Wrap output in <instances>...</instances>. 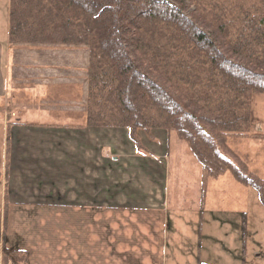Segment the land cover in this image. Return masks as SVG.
Here are the masks:
<instances>
[{
    "label": "crops",
    "instance_id": "0c3cea01",
    "mask_svg": "<svg viewBox=\"0 0 264 264\" xmlns=\"http://www.w3.org/2000/svg\"><path fill=\"white\" fill-rule=\"evenodd\" d=\"M7 30L0 17L4 244L25 251V264H183L167 248L170 134L156 142L160 135L140 133L142 155L127 129L87 126L88 53L16 47ZM256 130L264 131V94L251 99ZM215 229L197 228L195 264H216L212 256L227 250L228 233Z\"/></svg>",
    "mask_w": 264,
    "mask_h": 264
},
{
    "label": "trees",
    "instance_id": "16d2710c",
    "mask_svg": "<svg viewBox=\"0 0 264 264\" xmlns=\"http://www.w3.org/2000/svg\"><path fill=\"white\" fill-rule=\"evenodd\" d=\"M7 29L10 43L88 46L87 126L125 128L137 151L139 132H174L201 168L202 195L228 172L264 207V179L230 147L251 135V99L264 94V0H8ZM9 150L7 133L6 168Z\"/></svg>",
    "mask_w": 264,
    "mask_h": 264
},
{
    "label": "rangeland",
    "instance_id": "374dc122",
    "mask_svg": "<svg viewBox=\"0 0 264 264\" xmlns=\"http://www.w3.org/2000/svg\"><path fill=\"white\" fill-rule=\"evenodd\" d=\"M0 17L1 21H5L6 32L8 0H0ZM41 45L46 44H16L15 46L30 48ZM47 45L54 46L52 48L59 47L56 44ZM61 46L84 49L88 53L87 59L89 58V49L86 45ZM153 130H159L160 134L152 133ZM140 133L144 132H139V135ZM165 133L162 129H152L147 137L155 141L156 135H160L156 142H162ZM167 133L170 134L168 137L167 248L171 253V258L178 255L182 258L183 264H195L193 235L198 234L197 228H208L213 234L217 232L220 234L221 231L215 228H222L224 230L222 232L228 233L227 240L223 244L227 250L222 256L213 255L211 261L213 260L216 264H240L246 254L247 264H255V262L264 264V207L258 199L257 192L252 187L237 182L227 172L217 179H207L202 195L201 168L190 148L177 137L176 133ZM254 134L264 135V131H252L251 135L242 142H238L237 146L231 145L230 147L247 153L249 168L264 179V136L258 137ZM142 147L144 148L143 145ZM138 153L144 155L147 152L144 148V151H138ZM245 228L248 231L246 238ZM3 234L5 235V228ZM2 247L10 250L18 249L7 247L2 238L0 240V264H2ZM258 252H261V255L255 256ZM26 262L27 260L16 264Z\"/></svg>",
    "mask_w": 264,
    "mask_h": 264
}]
</instances>
